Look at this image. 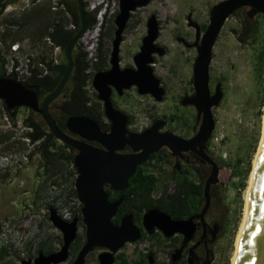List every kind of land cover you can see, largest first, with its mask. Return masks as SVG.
Instances as JSON below:
<instances>
[{
  "label": "rangeland",
  "instance_id": "rangeland-1",
  "mask_svg": "<svg viewBox=\"0 0 264 264\" xmlns=\"http://www.w3.org/2000/svg\"><path fill=\"white\" fill-rule=\"evenodd\" d=\"M56 1L39 0L29 5L21 4L20 0L9 2L0 13V44L3 49L7 50L8 46L15 42H27L37 48L39 57L37 60H48L55 53L56 61L58 63L63 61V51L59 48L55 51L45 40L51 26L38 21L39 16L46 10L51 13L53 21L59 20L62 23L65 20L59 10L51 9ZM93 3H97L96 10L90 12L87 7ZM98 3V0L85 2L86 14L90 13L94 19L92 27L95 26L97 14L104 4L107 3L108 11H116L119 0H103L102 6ZM211 3L212 0H149L147 6L137 9L132 15L130 21L132 31L126 33L121 45L123 63L130 62V57L135 51L133 49L135 40L143 31L142 26L137 24H143L148 14L154 12L161 23L159 43L165 44L169 55L180 63L186 61L187 68V71L181 70L178 74H166L164 70L159 72L165 84L169 85L167 102L146 105L151 106V109L147 110L150 112L147 118H144V110L138 106L135 107L136 110H132L131 106L125 108L129 109L128 113L136 119L133 124L137 128L148 124L149 118H158L172 112L170 108L167 110L168 104L185 89L183 85L187 83L194 54L176 47L171 34L172 32L178 34L183 30L182 22L180 23L183 14L191 12L192 16L198 19L204 12V4ZM9 5L19 7L16 10H5ZM65 18L69 19V16ZM99 19L100 17L97 18L98 21ZM105 20L103 25L105 29L101 28L97 42L92 41L95 44V51L92 54L86 52L82 40L79 39L75 45L86 54L85 62L89 67L87 73H90V68L96 62L101 45H104L105 51L111 49L108 46L113 38V14ZM66 26L69 30H74L70 22ZM86 41L88 44L91 42L88 37L85 38ZM162 63H165V60ZM93 75L91 74V80ZM91 80L86 91L88 98L94 101L96 92L91 86ZM218 83L222 99L219 105L211 110L215 124L208 140V150L213 161L217 164L222 163L223 167L220 168L218 182L212 189L211 213L216 222V239L212 250L215 264H231L244 216L245 193L261 140L264 115L263 17L248 18L238 14L228 17L224 22L212 48L209 90L213 92ZM133 97V94L127 95L128 100ZM57 105L58 103H51L50 109L52 115L59 119ZM28 113L29 111L24 108L17 109L15 124L12 125L0 101V264H20L26 260H30L32 264L39 253L48 255L59 250L62 235L49 222V209L55 212L66 210L70 214V219L65 220L67 222L73 218L81 219V205L76 197L71 196L76 177L72 164L54 156L55 153L64 155L67 151L63 149L62 143L54 139L55 148L49 150L53 154H48L47 159L41 157L39 150L35 148L36 144L31 153L32 145L26 140L25 128L21 124L17 125V122H21ZM17 160L21 162L15 164ZM172 189L171 185L162 186L161 192L168 193ZM159 191L155 197H158ZM84 235L85 228L79 223L77 232V236L81 238L79 249L84 242ZM79 249L72 251L70 247L69 257L62 264H72ZM99 251L90 253L85 264H97ZM129 252L130 246L124 250L127 258Z\"/></svg>",
  "mask_w": 264,
  "mask_h": 264
},
{
  "label": "water",
  "instance_id": "water-1",
  "mask_svg": "<svg viewBox=\"0 0 264 264\" xmlns=\"http://www.w3.org/2000/svg\"><path fill=\"white\" fill-rule=\"evenodd\" d=\"M4 1L0 0V4ZM74 1L79 28L64 48L66 69L55 89L40 100L33 90L13 78L0 77V101L12 115H15V111L20 108L39 115L52 137L75 151L72 168L76 174L74 190L81 205V219L73 218L67 222L61 219L55 210L49 209L48 220L61 233L62 243L59 250L54 253L48 255L39 253L32 264L65 263L69 257V249L77 238L79 223L85 228L84 242L72 264H85L87 256L95 250L102 251L97 257L98 264H114V255L126 243L138 240L140 232L133 223L132 214L124 216L118 225L112 221L122 198L110 201L108 191L126 190L128 181L135 174L137 167L146 163L150 154L162 147H167L172 152L198 147L200 157L210 166V175L202 191L203 207L199 215L202 218L209 206L210 188L217 184L220 170L218 165L204 153L215 124L211 110L217 107L222 99L219 83L216 84L212 95L208 87L212 48L224 22L236 9L250 7L247 13L249 18L259 13L264 16V0H224L211 8L209 24L197 47V56L193 65L195 94L185 101V104L192 105L196 109L201 123L193 138L183 140L171 133H159L162 122L158 121L142 133H131L127 131V116L112 107L110 85L114 86L119 94L135 85L139 94L151 95L157 102L162 101L164 94L159 80L154 77L148 66L152 63L153 53L162 54L153 44L158 36L155 16L149 18L147 36L143 39L140 52L135 57L138 71L135 73L129 69H119L118 56L122 32L130 12L138 5L134 0H119L118 13L114 18L116 29L112 41L110 69L104 73H94L91 80L96 99L103 102L105 117L110 122L109 132L101 131L94 120L82 115L67 117L63 131L50 114L49 106L68 83L73 70L74 47L88 29L83 0ZM143 75L145 79H140ZM125 148L130 151L129 154L118 153ZM165 219L171 224L173 231L181 233L190 221L173 222L159 210L153 209L143 215L142 224L146 230L152 227L162 230ZM20 264H31V261H21ZM235 264H264V130L250 183L247 214Z\"/></svg>",
  "mask_w": 264,
  "mask_h": 264
},
{
  "label": "flooded vegetation",
  "instance_id": "flooded-vegetation-1",
  "mask_svg": "<svg viewBox=\"0 0 264 264\" xmlns=\"http://www.w3.org/2000/svg\"><path fill=\"white\" fill-rule=\"evenodd\" d=\"M138 3V5L134 8L133 11L130 12L129 18L126 22L125 28L122 32V41L119 46V69H129L132 72H137L138 67L136 65L135 57L140 52V49L143 45V39L147 36L148 33V21L151 16H155V20L157 22V31L158 36L154 41V47L158 48V51H161L162 54L158 55L157 52L151 55L152 63H149L148 66L151 68L152 73L155 78L159 80V85L163 88L164 94L161 102H157L153 96L145 94L141 95L138 93V89L135 85H133L129 90H123L122 94H119L114 86L110 85L111 93H110V101L112 107L122 112L127 116V131L131 133H142L157 121L162 122L161 128L158 130L159 133H171L174 136H177L183 140H190L195 136L198 132L201 119L197 116V111L192 105L185 104V101L188 98L194 96V86H193V65L194 60L197 56V47L200 45L201 40L204 36V33L207 29L210 19V10L211 8L224 1V0H212V3L209 5L204 4V12L198 18H194L190 13L186 15L183 14L181 17V25H183V30L178 34H171L172 40L175 43L176 47H180L182 50H185L189 53L193 52L194 57L192 58V62L190 65L189 77L187 79V83L183 85L185 89L182 93L179 94L178 97H174L170 100L168 104L167 110L170 108L172 112L170 114H163L160 117L149 118V123L144 124L137 128L133 122L136 119H133L130 115L129 109L125 110V108L135 109L138 108L144 110L143 116L147 118L150 114L148 109H151V106H146L150 103L152 104H162L167 102L168 98V90L169 85L165 84L164 79L159 75L160 71H165L166 74H178L181 70L187 71L185 66V62L180 63V61L176 60L173 56L169 55L168 49L165 44L159 43V36L161 32V23L157 18V15L154 12H150L148 16L145 18L143 24H137L138 26H142L143 31L139 34L138 38L135 40V45H133V49H135L134 53H132L130 57L129 63H123L124 57L121 55V45L124 42V38L126 33L132 31L130 21L132 19V15L135 14L136 10L147 6L149 4V0H134ZM211 1V0H209ZM39 2V0H31L32 4ZM86 0H83L85 6ZM59 3L63 4L64 12L68 13L67 7L65 3H62L59 0ZM119 6V3H118ZM103 8V7H102ZM250 11V7H241L236 9L229 17L236 15H244L246 17L247 13ZM59 12L64 15V12L59 10ZM118 10L113 14V18H115ZM69 17L70 14L68 13ZM92 18L90 13H87V17ZM100 17V16H99ZM263 17L262 14H256L253 18ZM249 18V17H248ZM64 21H62V26L64 30L68 32L77 31L74 26V30H67L66 24L70 22L69 19H66L64 16ZM228 19V18H227ZM101 20V17L100 19ZM105 20V19H104ZM60 22V21H59ZM107 21L105 20V23ZM104 25V22H103ZM113 26V38L115 32L114 20L112 23ZM103 27V26H102ZM105 28L103 27L102 30ZM52 32V29L49 33ZM112 38V41H113ZM112 41L110 42V51H105L104 45L98 49L96 64L97 71L99 73H104L110 69V57L112 51ZM165 60V63L162 61ZM187 64V63H186ZM189 69V67H188ZM140 79H145V76H141ZM111 80V79H110ZM116 80H113V82ZM117 82H115L116 85ZM216 86V85H215ZM215 88V87H214ZM214 93L210 91L212 95ZM128 94H133V98L131 100L127 99ZM57 99V98H56ZM55 99V100H56ZM54 100V101H55ZM53 101V102H54ZM4 105V104H3ZM51 105V104H50ZM87 109H96L98 112V117L94 120L101 131L109 132L110 122L106 119L104 114V106L103 102L95 99L94 101H89L86 104ZM137 110L139 111V109ZM4 109L6 113H11L8 111L4 105ZM50 111V110H49ZM141 112V111H139ZM51 114V113H50ZM83 116V115H82ZM65 122V121H64ZM65 131V128H63ZM72 136V135H71ZM74 137V136H72ZM92 145L98 147V145L91 143ZM119 154H129L130 151L125 148L122 151L118 152ZM204 153L211 158V155L208 150V142L205 146ZM75 154V151H74ZM212 159V158H211ZM213 160V159H212ZM215 162V161H214ZM216 163V162H215ZM217 164V163H216ZM138 168V167H137ZM145 175L150 176L156 180L157 184L160 186L153 190L150 193V200L154 201V204L150 208H142L141 206V197H134L130 195L128 199L124 200L122 196H116L110 198V193H120V192H112L109 193V200L116 201L119 198H122V202L118 207L116 215H119V221L115 223L119 224L120 220L128 215L132 214L133 223L137 227L140 232V237L133 243H126L115 255H114V264H122L123 261L126 264H215L214 260V252L212 250L213 245L216 239V222L212 218L211 213V202L213 200L212 197V189L214 187L211 186L209 191V206L205 211L202 218L199 217L200 212L203 207V195L200 199V202H195L194 199L196 197L192 196L190 200H188V204L190 210L185 209L183 205L179 202L180 197L183 195H179L177 192V187L180 185H186L187 187L193 185H201L202 187L206 183L209 175H210V166L200 157L199 148L195 147L191 150L172 152L167 147L160 148L157 152L150 154L148 160L143 165L139 166ZM137 171V169H136ZM136 173V172H135ZM135 175V174H134ZM134 175L129 179L132 180ZM129 181L128 188L129 189ZM173 186L171 191L168 193L161 192L162 186ZM160 190V191H159ZM125 191V190H124ZM158 192V197L155 195ZM203 191V190H202ZM123 192V191H122ZM157 198V199H155ZM158 202L160 203L158 205ZM157 209L161 213L165 214L169 217L170 221H182V220H190L188 224L184 226L181 232L173 231V227L170 223L166 221V219L162 223V230L158 228L152 227L146 230L142 224L143 215L149 211ZM130 246L129 257L127 258L124 250ZM102 251H99V254ZM98 254V255H99ZM97 255V257H98ZM98 264V261H97Z\"/></svg>",
  "mask_w": 264,
  "mask_h": 264
},
{
  "label": "trees",
  "instance_id": "trees-1",
  "mask_svg": "<svg viewBox=\"0 0 264 264\" xmlns=\"http://www.w3.org/2000/svg\"><path fill=\"white\" fill-rule=\"evenodd\" d=\"M11 1L12 0H5L0 4V13L1 10ZM61 2L66 4L68 13L70 14L71 17V20L69 17L70 24L75 26L76 30H78L79 18L77 14L75 1L61 0ZM38 21L41 22V24H47L51 26L50 30L52 29V32L48 33L47 37L49 38L53 46L61 49V51H64L65 46L73 37V35L76 33V31L68 32L64 30L59 20L53 21L51 18V13L48 10L42 12V14L38 18ZM87 21H88V28H91L94 24L93 17L90 18L88 15ZM85 58H86V54L81 52L78 48L75 47V51L73 55V70L71 76L68 80V83L61 92V94L54 101V103H58L57 110L59 113V119H56L52 115L49 106V110L52 117L54 118L57 125L62 130L64 128V121L69 116L83 115L91 119H96V117H98L99 115L96 109L86 108V104L90 101L87 95L86 88L90 83L91 74H94L97 71V64L94 63L90 68V73H87V71H89V67L85 62ZM46 66L48 69V73L45 77L41 79L33 78L27 83H22L25 87L33 90L37 94L39 99L51 93L58 85L59 81L61 80L64 71L66 69V62L64 59V55H63V61H61L57 65L51 66V63H47ZM0 77H4V61L1 59V57H0ZM6 115L8 120L12 123V125H14L15 117L17 115V110L15 111V115H12V113L9 112L6 113ZM22 126L23 128L30 130L29 132L26 131L24 134L27 137L29 144L32 145L31 153H33L34 151L35 143L37 141H40V143L36 145L35 148L39 150L38 152H40L41 157L43 159H47L48 154L49 155L53 154L50 153L49 150H51L52 147L55 148V143H54L55 140L37 114L29 111L28 115L22 120ZM62 147L67 151V153L64 155L61 153H55L54 156H56L59 160H63L64 162L71 165L74 157V150L66 145H62ZM217 165L219 168L223 167L222 163H218ZM72 174H74L73 171ZM157 182L155 179L150 178V176L145 175L144 172L141 170V168L138 167L133 179L129 181V186H130L129 189L120 193H110V198L116 196H122L124 200H126L130 195H133L135 198L136 197L142 198L141 206L139 209L150 208L154 204V201L150 200L149 198L150 193L156 188L160 187L157 184ZM202 190L203 187L201 185H196V186L193 185L189 187H187L186 185L178 186L177 192L179 193L180 196L183 195L182 197H180L179 202L183 205L185 209L190 210L188 200H190L192 196L194 197L197 196L196 197L197 199H194V201L200 202V199L202 197ZM71 196L73 198L76 197V193L74 189H72L71 191ZM159 204L160 203L158 202V205ZM112 221L114 223H117L119 221V215L114 217ZM80 242H81V238L80 236H77L76 240L71 245V250L72 251L78 250ZM122 264H126V262L123 261Z\"/></svg>",
  "mask_w": 264,
  "mask_h": 264
},
{
  "label": "built area",
  "instance_id": "built-area-1",
  "mask_svg": "<svg viewBox=\"0 0 264 264\" xmlns=\"http://www.w3.org/2000/svg\"><path fill=\"white\" fill-rule=\"evenodd\" d=\"M21 4L23 5H29L31 3V0H20ZM97 2V1H96ZM98 4L102 6L103 0H98ZM97 3L90 4L87 7V10L90 12H93L96 10ZM19 7V5H9L5 8V10L11 9L16 10ZM108 5L107 3L104 4L103 8L98 12L96 17V24L94 27L89 29L80 40L83 41L84 46H86L85 50L89 54H92L93 51H95V44L98 39L99 32L103 26L104 19H107L110 17V15L114 14L115 10L108 11ZM52 11L61 10L64 12V6L63 4L59 3V0L53 3ZM108 12V13H106ZM106 14V16H105ZM64 16L68 17V13L64 12ZM101 17V20L98 21L97 18ZM67 30H69V27H67ZM89 38L91 41L89 44L86 41L85 38ZM48 46H53V44L50 42L49 38H45ZM94 43H93V42ZM55 51L59 50L57 47H54ZM0 57L4 61V76L5 77H11L14 80L18 81L19 83H27L31 79H41L45 77L48 73V69L46 64L51 63V66H55L58 64L56 61V54L53 53L52 57H50L48 60H37L38 57V51L37 48L32 47L29 43H12L8 46L7 50H4L3 47L0 44ZM22 125L21 122H17V125ZM26 131H30L28 129H25ZM28 141V139L26 138ZM40 141H37L35 144L38 145ZM28 155V154H27ZM27 155L24 156V159H26ZM20 163V160H17L15 164ZM57 214L64 220L70 219V214L66 210H56Z\"/></svg>",
  "mask_w": 264,
  "mask_h": 264
},
{
  "label": "bare ground",
  "instance_id": "bare-ground-1",
  "mask_svg": "<svg viewBox=\"0 0 264 264\" xmlns=\"http://www.w3.org/2000/svg\"><path fill=\"white\" fill-rule=\"evenodd\" d=\"M85 12H86V8H85ZM88 30V29H87ZM86 33V32H85ZM84 33V34H85ZM83 34V35H84ZM82 35V36H83ZM81 36V37H82ZM80 37V39H81ZM22 84V83H21ZM263 121H262V132H261V140H260V143H259V147H258V150H257V153L255 155V158H254V161H253V168H252V172L250 174V179H249V185L246 189V193H245V209H244V216H243V220H242V223H241V226H240V229H239V232H238V235H237V238H236V242H235V251H234V255H233V258H232V263L231 264H235V260H236V257H237V251H238V247H239V242H240V238H241V233H242V229H243V226H244V222H245V218H246V214H247V200H248V193H249V188H250V183H251V179H252V175H253V171H254V166H255V162H256V158H257V154H258V151H259V148H260V145H261V141H262V137H263V130H264V115H263ZM64 220V219H63ZM65 221V220H64ZM10 233V232H9ZM101 251V250H100Z\"/></svg>",
  "mask_w": 264,
  "mask_h": 264
}]
</instances>
